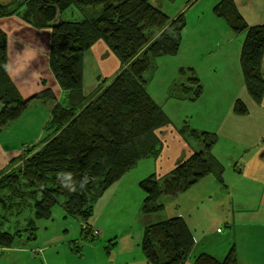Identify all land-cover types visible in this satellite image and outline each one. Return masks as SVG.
Listing matches in <instances>:
<instances>
[{"label":"trees","instance_id":"obj_1","mask_svg":"<svg viewBox=\"0 0 264 264\" xmlns=\"http://www.w3.org/2000/svg\"><path fill=\"white\" fill-rule=\"evenodd\" d=\"M95 6H100L97 15L84 14L81 21L55 22L59 13L68 9ZM213 12L235 34L244 35L242 77L251 97L260 103L264 98V26L249 25L234 0L220 1ZM11 16L21 17L34 29L50 31L51 72L70 97L66 105L57 104L52 111L47 128L53 136L45 146L33 155L28 151L22 167L0 174V248L13 246L26 222L33 226L29 241H35L38 223L50 220L53 209L59 206L67 216L83 222L81 239L71 246L79 253L81 244L96 242L91 220L97 200L142 160L159 155L161 142L156 131L169 125L170 120L149 93V74L157 70L158 58L179 54L187 28L185 13L172 19L152 0H0V19ZM100 42L119 58L123 69L86 97L84 58ZM7 63L8 37L0 29V135L28 112L32 102L55 101L50 89L22 98L8 74ZM179 71L181 81L169 90L170 99L196 102L203 94L200 79L192 68L181 67ZM234 111L248 113L240 100ZM179 133L186 142L199 140L201 150L165 177L153 174L140 182L143 202L138 218L142 223L146 216L162 212L167 198L180 197L211 174L223 183L225 169L212 152L218 136L199 132L188 122ZM61 173L70 174V179L61 177ZM85 177L88 183L81 189ZM65 184L76 190H69ZM8 194L15 201H10L6 210L1 195ZM12 217L17 219L13 224L17 227H9ZM116 245V239L110 240L105 247L107 254ZM140 246L149 264H186L195 239L178 216L145 225ZM193 264H238L237 252L232 247L223 259L205 253Z\"/></svg>","mask_w":264,"mask_h":264},{"label":"crops","instance_id":"obj_2","mask_svg":"<svg viewBox=\"0 0 264 264\" xmlns=\"http://www.w3.org/2000/svg\"><path fill=\"white\" fill-rule=\"evenodd\" d=\"M220 1L206 0L195 11L194 17L190 14L181 50L172 57L175 58L174 68L179 65L177 69H194L203 86L202 96L196 102L168 100L170 85L175 83L177 76H171L166 81V96L162 98L164 104L157 102L170 120L169 125L157 131L163 143V153L156 159L142 160L97 201L91 220L96 242L83 243L79 247L80 252H74L72 242L81 239L83 222L67 216L57 206L50 220L38 223L36 242L20 241L12 247L0 248V264H61V255L63 264H149L143 253L133 254L126 249L121 250L124 253L113 255L112 251L109 255L105 247L113 239L117 240V248L123 243L140 245L145 225L178 216L184 219L195 239V246L186 264H193L198 256L205 253L223 259L232 247L237 252L238 264H264V98L257 103L248 92L240 62L244 35L233 34L226 22L215 16L213 9ZM157 2L158 5L153 3L175 19L186 13L185 8L203 0ZM234 2L249 25L264 26V0ZM170 6H175V9ZM169 10L172 14H169ZM80 12L83 15L91 14L86 8ZM0 29L8 37V74L21 97L29 99L50 88L60 98L62 92L48 62L50 31L34 30L19 16L1 18ZM110 55L103 42L85 55L83 92L86 97L97 88V81H92V77L101 81L112 79L111 75L118 74L119 66H116L119 63ZM261 72L264 77V58ZM175 73L177 75L178 71ZM85 82H89L88 87H85ZM238 100L247 107V114L235 113L234 105ZM63 103L66 105L68 100ZM185 122L199 132L218 136L212 152L225 169L223 183L211 174L180 197L167 198L166 208L162 212L146 216L144 223L137 222L141 226L138 234L128 226V223L133 225L135 215L139 217V213L130 206H126L122 214L111 212L108 219L105 210L111 201L120 197L126 201L135 191L136 195L141 194L143 202V194L138 190L142 180L153 174L159 178L165 177L193 153L201 150L200 144L186 142L179 133ZM41 137L39 135L38 139ZM14 138L0 135V174L11 172L21 163V151L28 143L22 146ZM110 189L112 192L108 195ZM118 215L124 216V228L108 236V229L112 230L113 223L116 228L120 226L121 219L116 217ZM71 227L75 230L72 238ZM55 234L63 235L61 243L53 241ZM98 241L103 242L105 253L100 251L101 244H97ZM60 244L61 248L58 249Z\"/></svg>","mask_w":264,"mask_h":264},{"label":"rangeland","instance_id":"obj_3","mask_svg":"<svg viewBox=\"0 0 264 264\" xmlns=\"http://www.w3.org/2000/svg\"><path fill=\"white\" fill-rule=\"evenodd\" d=\"M157 1L158 0H153V2L158 5ZM205 1L206 0H203V2H198L197 4H193L189 8H185V10H187L186 13H185V19L186 20L189 19L191 13H192L191 15L194 17L195 11L198 9V7H200V5H202V3H205ZM166 3H168V2H166ZM168 5H172V4L168 3ZM98 7H100V6L86 7V9H88V11L92 13V15H94L95 13L97 15ZM170 7H171V9H175V6H170ZM167 10H168V8H167ZM80 11H82V10H79L76 7L68 9V10H66L63 13H59V15L57 16V19L55 20V22H59V21H81V20H83L84 15ZM169 14H172V11L169 10ZM21 20H23V19L21 18ZM188 24H190V22ZM34 30H38V29H34ZM43 30H45V29H43ZM233 34H235V33L233 32ZM236 35H238V34H236ZM109 52L112 54L110 56H113L117 60V62L119 63V64H117L116 68H118V66H119L118 70H119V72H121V70L123 69V66H122L119 58L114 53H112L110 50H109ZM107 59H109V56L107 57ZM48 62H49V66H50V61H48ZM174 62H175V58H172V57H169V56L160 57L155 62L156 66H157V70L152 75H151V72L149 74V76L151 77L150 84H149V91L154 96L155 99L154 98L153 99L156 102H158L159 104H161V105L164 104V99H162V98H164L166 96V89H165L166 81L169 80L171 78V76L172 77L177 76L175 81H174L175 83H179L181 81V77H179V75H180L179 74L180 73L179 69L180 68L177 69L179 65H175V68H174ZM106 66H108V64ZM176 71H178L177 75L175 73ZM117 75H111V77H113L112 79H114ZM53 77H54V75H53ZM84 78H85V75L83 77V86H84ZM186 78L187 77H185L184 80ZM112 79H109V81L112 80ZM93 80H95V82L97 81L96 82L97 87H98V85L102 84L101 82L104 81V80L99 81L98 79L96 80V79H94V77H92V81ZM106 81H107V79H106ZM56 83H57V81H56ZM88 85H89V82H85V87H88ZM173 85H174V83L172 85H170V89L173 87ZM58 86H59V84H58ZM59 88H60V90L62 92V96L60 98H58V96L49 88L52 91V93L54 94V96H55V101L49 100L47 102H43V101H37L36 100V101L32 102L31 103L32 104L31 108L28 110V112H26L24 114V116L20 119V121L16 124V126H13V124L12 125L10 124V126L5 131L7 134L1 135L2 137L6 136V135L15 136L14 139L16 140V142H18V144L19 143L22 144V146H23L24 143H28V144L24 145V147H23V149L21 151V156H22L21 163H20L19 166L17 165L19 168L22 167L24 165V163L26 162V160L28 159L27 153L30 152L31 155L35 154L36 152H38L39 150H41L45 146V144H46V142H48L49 138H52L53 134L51 135L49 133L48 128H47L48 122L50 121V117H52V111L54 110V108H55V106L57 104H60L63 107V105H65V104L64 103L61 104V103L66 101V100H69V97H70L69 93L63 91L60 86H59ZM169 99H170V97L168 95V100ZM169 105H171V104H169ZM169 105H167V109L169 108ZM50 132L53 133V131H50ZM39 135H42V137L40 139H38ZM156 135L160 139V137L157 134V131H156ZM201 140H202V138H201ZM189 141H190L191 144H197L198 142H200L199 140L195 141V140H192V139H190ZM160 142H161V148H160V151L158 153L159 155H161L163 153V147H162L163 143H162L161 139H160ZM31 149H33V150H31ZM158 156L156 158H158ZM156 158H154V159H156ZM18 167H16L15 169H17ZM134 174H135V172L132 173V175H134ZM139 185H140V183H139ZM138 190H140L139 192L142 193L140 187H139ZM111 192H112V189H110L108 191V195ZM104 195H105V193L103 194V196ZM103 196H101V198ZM1 197H3V199H2L3 202H5V209L8 210L7 206L9 205V202L10 201L11 202L15 201L14 196L11 195V194H8V195H5V196L1 195ZM101 198H99V200ZM141 198H142L141 194H137L136 195L135 191H133V192H131V197H128V200H126V201H124L123 197H120V198H118V199H116L114 201H111L109 203V206L105 210V216L108 217V219H109L110 218L109 216H110L111 212H114L116 215L117 214H122V213H124L126 211V206H130V208H132V210H136V212L139 213L138 211L140 210L141 205H142ZM98 202L94 205L95 207L98 204ZM117 207H118V209H117ZM27 212H29V211H27ZM116 217H119L121 219V222L119 221L120 226L118 228H116L114 223H113L112 230L108 229V236H110L114 232H118L119 230H122V228H124L125 223H122V222H124V216L123 215H118ZM5 220L8 221V219H5ZM143 220H145V218H143ZM138 221L140 222V219L137 218V215H135L133 217V222H134L133 225H129V223H128V226L132 227L134 229V233L135 234H138L139 230L141 228V226L137 223ZM10 222H12V223L10 224L9 227H13V228L17 227V225H13L14 223L16 224V222H17V219L15 217H12ZM31 224L29 222H26L24 224V226H27V227L21 228V229H24V230H21L20 236H19V238L16 241L17 243H19L20 241H23L25 243L30 242L29 240L31 239V237L33 235V232H32L33 231L32 230L33 226ZM6 226H8V225H6ZM70 232H71L70 238H72V236H75V235H73L74 232H75L74 228H72ZM62 237H63V235L55 234V236L53 238V241L55 243H57V242L61 243L62 242V240H61ZM101 240L103 241V239H101ZM102 241H100V243L98 241L97 244H101V246H99V249H100V251L102 253H105L104 252V244H103ZM32 242H36V240L32 241ZM61 245L62 244H60L57 248L60 249ZM116 248L113 249V255L115 253H118V252L119 253H124L123 251H126V249H128V252L133 253V254L137 253V252L139 254L142 253L141 246L137 245L136 243H134V244L133 243L132 244L129 243L127 245H126V243H123V244L119 245L117 249ZM121 250H123V251H121ZM56 251H58V250H56ZM60 260H61V264H63L64 260H63V256L62 255H61Z\"/></svg>","mask_w":264,"mask_h":264},{"label":"clouds","instance_id":"obj_4","mask_svg":"<svg viewBox=\"0 0 264 264\" xmlns=\"http://www.w3.org/2000/svg\"><path fill=\"white\" fill-rule=\"evenodd\" d=\"M59 175H60L61 177H65V176H67V178L70 179V174H64V173H61V174H59ZM62 183H63V181H62ZM87 183H88V178L85 177L84 180L80 183V188L83 189ZM65 187L69 188V190H71V191H75V190H76L75 187H73V186H71V185H69V184H65Z\"/></svg>","mask_w":264,"mask_h":264}]
</instances>
